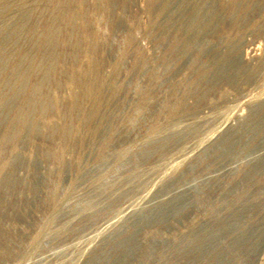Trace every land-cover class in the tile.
I'll return each instance as SVG.
<instances>
[{
    "label": "rangeland",
    "instance_id": "obj_1",
    "mask_svg": "<svg viewBox=\"0 0 264 264\" xmlns=\"http://www.w3.org/2000/svg\"><path fill=\"white\" fill-rule=\"evenodd\" d=\"M0 264H264V0H0Z\"/></svg>",
    "mask_w": 264,
    "mask_h": 264
}]
</instances>
